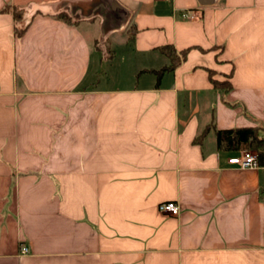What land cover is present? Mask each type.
I'll list each match as a JSON object with an SVG mask.
<instances>
[{"label": "crops", "instance_id": "1", "mask_svg": "<svg viewBox=\"0 0 264 264\" xmlns=\"http://www.w3.org/2000/svg\"><path fill=\"white\" fill-rule=\"evenodd\" d=\"M74 1L0 0V264H264V166L215 137L264 127V0H112L103 47Z\"/></svg>", "mask_w": 264, "mask_h": 264}, {"label": "trees", "instance_id": "2", "mask_svg": "<svg viewBox=\"0 0 264 264\" xmlns=\"http://www.w3.org/2000/svg\"><path fill=\"white\" fill-rule=\"evenodd\" d=\"M20 11L13 10L14 20L17 22L20 19ZM59 18L67 23H73L67 15L60 14ZM17 34L20 36L23 30L17 29ZM160 51L170 60V65L160 72L157 73L158 80L162 73L173 71L174 68L180 64V62L185 59L187 51L182 52L179 56L175 51L169 47L165 46L160 49ZM212 72L209 73L210 82L215 89L227 92L230 90L231 86L228 82H218L213 80ZM206 131L200 135L197 140L201 139ZM216 145L218 149H223L226 151H240V150H251L254 151L258 156V161L261 166H264V127H252V128H238L230 130H219L215 133Z\"/></svg>", "mask_w": 264, "mask_h": 264}, {"label": "rangeland", "instance_id": "3", "mask_svg": "<svg viewBox=\"0 0 264 264\" xmlns=\"http://www.w3.org/2000/svg\"><path fill=\"white\" fill-rule=\"evenodd\" d=\"M72 4L74 8L80 7L81 11H74L73 15L67 16L70 20L74 22L81 20H91L101 23L100 25H102L103 35L99 42L101 47L104 46L103 43L105 40V34L108 31L122 28L127 19L126 16L121 14L120 11L113 7L115 2L112 0H89L82 2L74 1ZM251 152L255 153L254 151Z\"/></svg>", "mask_w": 264, "mask_h": 264}, {"label": "built area", "instance_id": "4", "mask_svg": "<svg viewBox=\"0 0 264 264\" xmlns=\"http://www.w3.org/2000/svg\"><path fill=\"white\" fill-rule=\"evenodd\" d=\"M189 18H193V16L190 15ZM227 163L239 170H256L260 168L257 154L249 150L237 151L227 160ZM157 211L163 215L176 217L180 213V208L175 202L168 201L159 204L157 206ZM20 251L22 254L28 253V249L26 247H22Z\"/></svg>", "mask_w": 264, "mask_h": 264}, {"label": "water", "instance_id": "5", "mask_svg": "<svg viewBox=\"0 0 264 264\" xmlns=\"http://www.w3.org/2000/svg\"><path fill=\"white\" fill-rule=\"evenodd\" d=\"M211 2L212 0H199V3L204 6L211 4Z\"/></svg>", "mask_w": 264, "mask_h": 264}]
</instances>
